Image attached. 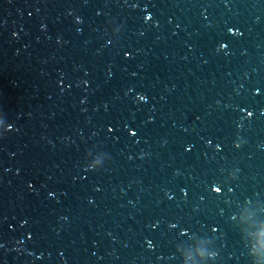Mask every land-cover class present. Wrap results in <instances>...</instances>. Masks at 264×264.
<instances>
[{"label": "water", "instance_id": "1", "mask_svg": "<svg viewBox=\"0 0 264 264\" xmlns=\"http://www.w3.org/2000/svg\"><path fill=\"white\" fill-rule=\"evenodd\" d=\"M0 264H264V0H0Z\"/></svg>", "mask_w": 264, "mask_h": 264}]
</instances>
